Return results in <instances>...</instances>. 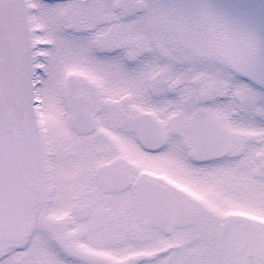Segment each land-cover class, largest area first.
Segmentation results:
<instances>
[{
	"label": "snow or ice",
	"instance_id": "6c2138e0",
	"mask_svg": "<svg viewBox=\"0 0 264 264\" xmlns=\"http://www.w3.org/2000/svg\"><path fill=\"white\" fill-rule=\"evenodd\" d=\"M0 264H264V0H0Z\"/></svg>",
	"mask_w": 264,
	"mask_h": 264
}]
</instances>
